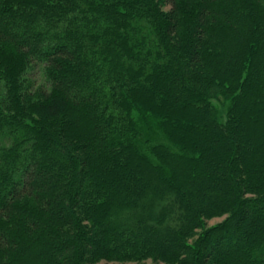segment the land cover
<instances>
[{"label": "trees", "instance_id": "1", "mask_svg": "<svg viewBox=\"0 0 264 264\" xmlns=\"http://www.w3.org/2000/svg\"><path fill=\"white\" fill-rule=\"evenodd\" d=\"M149 259L264 264V0H0V264Z\"/></svg>", "mask_w": 264, "mask_h": 264}, {"label": "rangeland", "instance_id": "2", "mask_svg": "<svg viewBox=\"0 0 264 264\" xmlns=\"http://www.w3.org/2000/svg\"><path fill=\"white\" fill-rule=\"evenodd\" d=\"M29 74H30L29 78H31V79H30V82H31V84L34 85V88H35V89H37V88H39V87H41V86H44V84H45V79H44V75H43V67H42V65H40V64L36 65V67H35L33 70H31V71L29 72ZM214 104H215L220 110H223V112H225V108L223 107L222 102H220V101H214ZM144 125H145V124H144ZM148 125H149V124H148ZM146 127H147V125H145V128H146ZM149 127H150V126H149ZM155 128H157V127H155ZM147 129H149V128L147 127V128H146L145 130H143V132H142V133L144 134V137H143V139H142V141H143L144 143L149 141V145H150V146H151V145H155V144L167 143L165 137L162 136V135L156 136V137H154V139H153V136H152L153 133H151L150 136L146 135V132L149 131V130H147ZM149 132H151V131H149ZM224 219H225V218H216V219H213V220H211V221L208 222V226H209V227L215 226V225L221 223ZM96 264H155V263H154L151 259H149V260H147V261H145V262H141V263H139V262H135V261H132V262H126V263H119V262H104V261L101 262V261H100V262H97Z\"/></svg>", "mask_w": 264, "mask_h": 264}]
</instances>
